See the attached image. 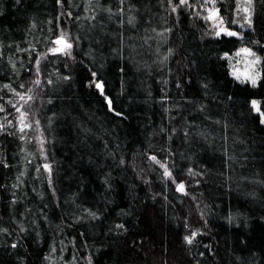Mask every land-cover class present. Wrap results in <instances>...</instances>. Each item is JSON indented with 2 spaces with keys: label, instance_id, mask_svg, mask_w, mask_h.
Listing matches in <instances>:
<instances>
[{
  "label": "trees",
  "instance_id": "1",
  "mask_svg": "<svg viewBox=\"0 0 264 264\" xmlns=\"http://www.w3.org/2000/svg\"><path fill=\"white\" fill-rule=\"evenodd\" d=\"M85 3L72 0L76 6L69 7L65 0L61 9L55 0H22L19 6L14 0H0V42L13 45L2 49L0 70L6 71L11 80L0 79V86L11 83L17 88L27 74L21 61L31 67L27 65L28 56L35 57V53L17 52L15 45L24 49L31 44L37 52H47L55 46L51 41L61 28L70 41L81 38L78 46L74 44V61L51 53L42 61V80L48 74L54 81L71 74V81H58L47 88L43 100L38 96L30 106L25 105L23 110L29 112L32 128L26 130L23 141L18 136L2 141L7 147L0 149V156L7 157L9 167L0 165V185H7V189L0 187V228L8 232H0V264H65L73 253L77 264H87L88 255L93 264H196L198 260L201 264H264V182H255L264 180V125L259 123V114L250 110L251 99H258L264 111V83L257 89L240 84L230 75L228 62L218 59L225 50L232 55L240 43L234 38L233 42L229 38L202 40L211 23L184 16L172 34L159 37L152 28L160 32L165 26H173L174 17L166 11V0L164 7L160 0H139L136 7L140 11L129 14L144 19L136 30L125 25L124 56L120 57L113 51L120 44L118 19L110 20L106 12L95 8V0L93 9L85 12ZM112 7L115 11V0ZM258 8L261 14L252 39L264 44V5ZM62 11L72 12L73 17L61 16ZM94 13L97 19L91 23L97 27L91 29L83 17ZM77 15L81 19L75 20ZM148 19L150 25L145 22ZM33 22L36 28L26 31ZM146 37H150L147 43ZM169 48L174 55L161 63ZM259 54L264 56V52ZM9 57L20 69L19 75L11 72ZM261 68L264 70V65ZM89 69L106 82L105 92L113 100L114 111L94 87L88 86ZM177 82L182 85L180 89ZM204 82L209 85L207 92L201 87ZM165 93L168 100L162 104ZM0 96L4 98L0 103L18 100L7 90L0 91ZM182 96L194 103L185 104ZM49 97L53 103H44ZM201 103L208 105L204 113L197 110ZM5 108L14 114L8 119L18 127L14 117L19 114L8 104ZM165 108L170 111L165 112ZM117 111L122 115L117 116ZM5 115L0 113V122ZM174 115L177 120L171 119ZM205 115L221 123H211ZM183 116L199 126L190 130L187 140L182 132ZM35 119L40 120L39 130ZM173 127L178 129L175 135ZM198 131H204L207 139L198 136ZM38 137L44 139L48 162L53 165L55 198L47 186L48 174L42 168L40 172L35 170L44 163ZM225 147L237 157L231 169L221 163ZM149 155L166 163L177 182L184 180L190 195L177 192L176 185L163 177V169L150 161ZM121 157L125 166L117 164ZM187 167L207 171L198 187L192 186L194 181L189 183ZM221 171L225 175H218ZM109 173L110 189L104 184ZM13 184L18 186L13 189ZM191 195L197 197L196 201ZM14 198L19 202L10 205ZM85 209L99 210L100 219H88ZM230 213L236 216L232 224L226 219ZM73 214L83 220L68 227ZM185 220L193 230L207 221L204 230L208 235L197 239L218 249L217 255L200 257L199 252L204 251L200 244L188 250L183 242L188 233L183 226ZM116 223L124 224L126 231H109ZM73 237L75 247L69 242ZM12 243L18 245L15 250L10 247ZM50 247L56 251L50 254Z\"/></svg>",
  "mask_w": 264,
  "mask_h": 264
},
{
  "label": "snow or ice",
  "instance_id": "2",
  "mask_svg": "<svg viewBox=\"0 0 264 264\" xmlns=\"http://www.w3.org/2000/svg\"><path fill=\"white\" fill-rule=\"evenodd\" d=\"M139 0H115L116 10L113 11L112 3L113 0H104V4L101 3V0H95V8L99 9L101 12H106L108 14V18L111 20L113 18L118 19L119 23L117 27L121 29V31H118L116 35L120 38V44L118 45L117 49H114L113 51L117 52V55L120 57L124 56V36H125V25H127L129 28L136 30L138 25L141 23V20L144 19L143 17H139L135 14H129V13H138L140 10L136 7ZM15 5L19 6L22 3V0H14ZM67 4L69 7H74L76 5L72 4V0H67ZM55 5H58L61 9L65 6V0H55ZM106 5V6H105ZM258 5H264V0H166V11L168 12V15L173 16V26H165L163 28V31L157 32L155 28H152V32H155L157 36L159 37H165V34H172L175 30V25L181 23L180 20L181 16H184L187 19H199L204 20L205 22L211 23V28L204 32L201 36V39H205L210 37L214 41H221L224 38H229V42L238 41L240 43V47L234 52L233 55H229V50L223 51L222 55L218 56V59L225 60L228 62L229 67L232 69L230 72V75L234 78V80L238 81L240 84H246L250 86L252 89H257L261 86L262 83H264V70H262L261 65H264V56L260 55L259 53L264 52V44L261 43L259 39H252L253 34L256 32L255 22L256 19L261 14V9L258 8ZM160 6H165V0H160ZM145 8H150V4H145ZM93 9V0H86V3L84 5V11L88 12ZM0 15H3V12H0ZM67 15V17L72 18L73 14L72 12H61V16ZM126 17V19H125ZM60 17H57L59 19ZM81 17L77 15L75 17V20H79ZM83 19L88 20L90 22L91 29H95L97 27L96 23H91L92 21H96L97 17L94 13L91 16H85ZM149 25L151 24V20L148 19L145 21ZM49 24L52 23L51 20L48 21ZM232 25H238V28L234 30L232 28ZM36 28L35 22H33L26 31L31 32L32 29ZM245 30V31H242ZM51 32L52 29H49ZM147 31V29H145ZM129 39H132V37H129ZM148 39L150 37L145 38V43H147ZM81 38L79 36L76 37L75 41H70L68 39V33L64 31L63 28L60 29L59 35L56 36L54 40L51 41L52 47H49L47 49V52H37L35 46H30L28 48H20V46L17 44L15 45L16 51H24L29 53H35V57H33L31 54L28 56L27 59V65H30L31 67H27L25 65L24 61H21V67L25 68L26 70V76L24 81L20 82L17 85L18 89H25V91L21 92L18 91L17 88H14L11 83H5L2 86H0V91L7 90L8 92L12 93L14 97H18V100L15 102L11 99L4 101L3 103H0V113H6V115L3 117V122H0V149L6 148L7 145L3 144V140H7L8 137H17L18 139L23 141L25 139L26 130L32 128V123L28 122L29 112L26 110H23L25 108V105H29V102H35L37 100V97L39 96L41 100H43V95L47 94V88L50 86H53L58 81H64V82H70L72 79L71 74L63 75L61 77H58L57 81H54L51 78L52 74H48V77L46 80H42L41 77L44 75V70L42 69V61L47 60L48 54L51 53L54 56H64L69 59L75 60V57L73 55L74 50V44L77 46L80 43ZM96 43H100V40H96ZM13 47V45H4L2 42H0V56H2V49L4 47ZM131 56V53L128 54ZM174 55V50L172 48L168 49V55L163 58L161 63H164L168 60V57ZM233 56L240 58V62L244 63V70L241 72L238 68L235 67V65L232 64ZM82 63V62H81ZM8 64L11 66V72L13 75H19L20 69L16 67V63L12 60L11 57L8 59ZM65 67H68V65H64ZM90 72L89 76V87H94L99 94L104 97L108 108L110 111H114L113 108V100L109 98L106 95L105 87L106 82L98 76L97 72L89 69ZM121 72L124 71L123 68L120 69ZM0 79H9L11 80V76H8L6 71L0 70ZM166 84L167 81H164ZM26 84H30L32 86L25 87ZM182 85L177 82L176 88L180 89ZM201 87L207 92L209 85L207 82H204ZM36 89H39V92H36ZM184 99L185 104H193L194 101L187 100L183 96L181 97ZM3 96H0V101H3ZM227 99L231 100L232 97H227ZM168 100V96L165 93V95L161 98V103H166ZM23 102V103H21ZM46 104H52L53 100L49 97L46 101H43ZM5 104H8L11 106V108L15 109V113H18V116H15V120L18 122V127L13 124L12 120L8 119L9 115H14L13 113L7 112L5 108ZM247 104V101H246ZM19 105V106H18ZM30 106V105H29ZM208 108V105L201 103L198 106V112L204 113L205 110ZM165 112H169L170 109L165 108ZM250 110L255 111L259 114V123L261 125H264V111H261V101L258 99H251L250 101ZM179 114V109H178ZM55 115V113H53ZM117 116L122 115L120 112H116ZM172 120H177V116H172ZM184 128L182 129L183 137L185 140L189 139L191 132L190 130L193 128L199 129V126L195 124L194 120H189L187 116L181 117ZM205 120H209L211 123L214 124H220V120H212L210 115L204 116ZM49 120V126L52 123V117L48 118ZM35 125L37 126V130H39L40 126V120L35 119L34 121ZM224 129L227 130L228 125L225 123L223 125ZM164 129H161V132H163ZM172 134L175 135V133L178 131L175 127L172 128ZM19 134V135H18ZM198 136L207 139V135L204 131H198L196 133ZM39 140V143L41 145L40 153L41 157L44 160V163L41 165H38L36 167V172H40L41 168L45 173H47V186L51 189V196L53 198L56 197V189L53 184L52 180V174H53V165L48 162V156L46 154V151L44 149V139L41 137L37 138ZM169 140L172 139V136L170 135L168 137ZM225 141L227 140V136L224 137ZM243 143V141H241ZM118 147V146H117ZM221 155L223 157L221 163L225 166V168L231 169L232 166L237 161V157L234 154H229L227 147L224 148V150L221 152ZM148 159L152 161L155 165H158L160 169H163V177L171 180L173 184L176 185V191L181 193L182 195L189 196L190 193L188 192L186 188V184L184 180H181L177 182L176 178L173 176L172 171L169 169L166 163L162 162L160 159L157 158L156 155H149ZM245 160H247V157H245ZM31 163V161H29ZM118 166H125L126 161L123 157L119 158L117 161ZM0 165H3L4 168L9 167V163L6 156H0ZM244 166L243 164L241 165ZM133 170L135 168L133 167ZM187 176L190 178L189 183L194 181L193 187H198L201 183V179H203L207 175L206 170L201 171H195L192 167H187L186 169ZM24 173L21 172L20 176H23ZM139 175V174H138ZM218 175L223 176L225 173L221 171L218 173ZM20 176L17 177V180H20ZM110 176L109 173L108 176L104 180V184L107 185L110 189ZM199 178V179H198ZM144 183H149V181L145 180ZM256 183H262L264 180L261 181H255ZM18 185L13 184L12 188L15 189ZM0 187H3L7 189V185H0ZM11 195L13 197L16 196L15 192H12ZM202 195V194H201ZM155 199V197H153ZM191 199L193 201H196L197 197L195 195H191ZM19 201L18 199H11L9 201L10 205H15ZM108 203H111L108 201ZM47 207V205H45ZM79 207V205H77ZM199 207V205H197ZM208 206L205 204L204 209H207ZM204 209H201L200 215L203 219L204 216ZM87 218L90 220H98L100 219L99 210H91V209H85ZM123 215H127L126 212H122ZM2 218V216H0ZM43 219L47 221L48 217L46 214L43 215ZM63 219V217H61ZM72 223L68 225V227H71L72 224H79L83 220L82 216H76L73 214ZM229 224H232L236 216L233 214H229L226 217ZM207 221L204 220L202 227L196 228L193 230L187 220L184 221L183 226L188 229V233L183 236V242L186 246H188V250L191 251L193 247H195L196 244H200L204 251L199 252L200 257H204L206 253L215 256L218 254V249L213 250L212 245L209 243H204L202 239L198 240V237H205L207 236V232L204 230L206 229ZM239 226V225H237ZM57 229L61 228V225H56ZM118 231L119 234H122L123 231H126L125 225L122 223H116L112 227L109 228V231ZM21 231H26L25 229L21 228ZM0 232L7 233L8 229L6 228H0ZM37 236H39V233L37 232ZM80 236H84V233H80ZM74 247H75V237L72 238L71 241H69ZM63 244V240L60 242ZM87 247V245H84ZM10 247L15 250L18 245L17 243H12ZM55 247H50V254L52 252H55ZM63 251V249H61ZM49 255H45L43 257L44 260H48ZM253 261H255V254H252ZM87 264H93L92 256L88 255L86 257ZM65 264H77V257L76 254L73 253L71 256V259L66 261ZM196 264H201V262L198 260Z\"/></svg>",
  "mask_w": 264,
  "mask_h": 264
},
{
  "label": "rangeland",
  "instance_id": "3",
  "mask_svg": "<svg viewBox=\"0 0 264 264\" xmlns=\"http://www.w3.org/2000/svg\"><path fill=\"white\" fill-rule=\"evenodd\" d=\"M232 64L235 65V67L238 68L241 72H243L245 66H244V63L243 62H240V58H237V57H234L233 56ZM230 70H232V69L230 68Z\"/></svg>",
  "mask_w": 264,
  "mask_h": 264
}]
</instances>
